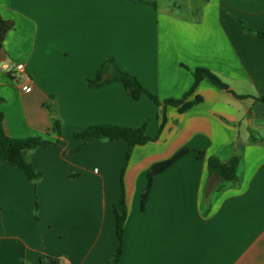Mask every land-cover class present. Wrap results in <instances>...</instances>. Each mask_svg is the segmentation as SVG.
<instances>
[{"label": "crops", "instance_id": "0c3cea01", "mask_svg": "<svg viewBox=\"0 0 264 264\" xmlns=\"http://www.w3.org/2000/svg\"><path fill=\"white\" fill-rule=\"evenodd\" d=\"M0 16L14 23L0 54L5 132L60 141L26 154L38 181L0 156V264H108L124 168L119 264H264V38L248 30L264 28V0H0ZM110 56L162 101L183 98L198 68L228 89L202 80L187 102L203 101L168 106L160 139L135 146L127 164L124 140L74 153L89 127L160 131L163 108L147 95L135 100L121 82L90 86ZM184 149L142 210L149 172ZM210 156L239 157L240 180L219 186Z\"/></svg>", "mask_w": 264, "mask_h": 264}, {"label": "trees", "instance_id": "16d2710c", "mask_svg": "<svg viewBox=\"0 0 264 264\" xmlns=\"http://www.w3.org/2000/svg\"><path fill=\"white\" fill-rule=\"evenodd\" d=\"M14 23L3 19L0 16V54L4 50V43L9 32L13 29ZM251 33L256 34L264 38V28L261 30H250ZM204 79H209L213 84L221 89H228V86L222 82V80L205 68H198L195 71V83L192 89L181 99H168L160 100V98L146 89L139 79L129 72L121 69L116 59L109 57L98 70L97 76L94 80H90L89 84L92 88H101L110 85L115 82H121L127 92L135 100L140 99L142 95H147L156 105L163 108L160 115V131L156 136H149L146 134V127L141 128H129L121 127L115 125H98L89 127L81 132L75 134V138L80 142V146L74 151V153L79 152L87 143L95 140H107L116 141L124 140L129 145V150L127 153L126 164L131 157L132 150L135 146H142L148 143L157 142L160 139V135L164 130L166 123L168 121L166 115V108L168 106H174L180 108L181 112H185L192 108L194 105L201 103L203 101L202 97L197 96L195 100L187 102V99L193 95L198 88L200 82ZM238 98L243 99L244 96H238ZM259 100L264 101V96L260 97ZM5 99L0 97V156L2 159L14 167L24 171L27 177L32 181H38L42 174L37 172L28 160L26 154L35 150L39 147L47 145L59 146V140L56 143H52L41 139L40 137L34 138H12L8 136L4 129V113L1 107ZM51 109V108H50ZM53 132L61 136V124L58 121H54ZM190 149H184L179 152L172 159L156 164L152 170L149 172V185L142 199V210L145 209V204L147 200V194L151 189L154 178L160 173L166 171L175 165L180 159H182ZM200 158L204 157V153L200 152ZM241 159L237 156L232 157L228 162H223L217 156H210L208 159V172L209 176L216 177L219 186H223L226 183H237L240 180L238 171ZM124 172L121 176V193H120V203L119 206L114 207V215L116 221V235L119 239V246L117 251L110 257L108 264H119L121 256L123 253V236L125 231V223L127 219V205L125 200V189H124ZM39 264H59V260L46 256L41 258Z\"/></svg>", "mask_w": 264, "mask_h": 264}, {"label": "built area", "instance_id": "2783aa9c", "mask_svg": "<svg viewBox=\"0 0 264 264\" xmlns=\"http://www.w3.org/2000/svg\"><path fill=\"white\" fill-rule=\"evenodd\" d=\"M16 68L20 72H25V70H26L24 64H19V65L16 66ZM23 89H24L25 92H30L32 90V88L29 87V86H26Z\"/></svg>", "mask_w": 264, "mask_h": 264}, {"label": "rangeland", "instance_id": "374dc122", "mask_svg": "<svg viewBox=\"0 0 264 264\" xmlns=\"http://www.w3.org/2000/svg\"><path fill=\"white\" fill-rule=\"evenodd\" d=\"M110 57H113L114 59H116V57H114V56H110ZM108 58H109V57H108ZM108 58H107V59H108ZM107 59H106V60H107ZM106 60H105V61H106ZM116 61H117V60H116ZM117 63H118V61H117ZM118 64H119V63H118ZM102 65H103V64H102ZM102 65H101V66H102ZM101 66H100V68H101ZM119 66H120V64H119ZM120 67H121V66H120ZM100 68H99V69H100ZM121 69H122V67H121ZM122 70H123V69H122ZM130 74H132V73H130ZM5 103H6V100L4 101L3 105H4ZM52 113H54V111H53ZM82 131H83V130H82ZM80 132H81V131H80Z\"/></svg>", "mask_w": 264, "mask_h": 264}]
</instances>
